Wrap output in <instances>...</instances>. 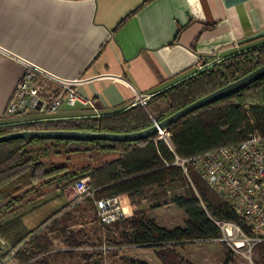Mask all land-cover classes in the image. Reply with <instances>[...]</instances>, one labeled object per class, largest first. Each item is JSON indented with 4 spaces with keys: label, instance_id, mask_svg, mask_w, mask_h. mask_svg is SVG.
<instances>
[{
    "label": "trees",
    "instance_id": "trees-1",
    "mask_svg": "<svg viewBox=\"0 0 264 264\" xmlns=\"http://www.w3.org/2000/svg\"><path fill=\"white\" fill-rule=\"evenodd\" d=\"M263 64L264 42L231 54L153 94L146 106L137 104L99 116L19 119L25 109L7 113L8 120L0 122V136L38 129L141 130ZM39 79L35 73V82ZM167 131L170 145L159 138V134L136 141L17 138L1 142L0 238L7 246L6 252L0 251L2 260L13 256L20 264H48L44 259H50L52 253L46 229L57 230L68 250L88 246L82 228L73 230L67 224L61 225L60 218L70 215L65 211L71 201L33 229H29L23 220L29 210L22 209L27 202L35 200L33 198L45 195L46 188L55 187L64 195L65 188L89 177L94 192L85 200L94 205L95 199L117 196L125 208V215L111 224L97 221L102 231L99 244L104 243L107 248L100 246L101 250L82 256L85 263L96 264L113 248L117 252L118 248L126 246H150L157 248L156 255L162 264H193L185 261L176 248L189 242L219 240L226 248L224 263L231 264L233 250L222 240L223 232L215 220L234 221L242 226L244 222L198 172L188 168L187 175L173 162L175 154L194 156L211 148L242 141L249 133H257L264 138V76L235 94L191 112L172 123ZM82 153H87L89 158L94 153H114L116 157L97 166L71 167L66 163L49 162L53 155ZM142 198L149 199V207L141 204ZM131 204L135 208L128 212L127 206ZM170 204L184 212L183 225L166 228L148 214L149 209ZM34 209L36 207L30 211ZM19 210L22 212L17 213ZM254 256V264H264V242L254 248ZM129 262L150 264L145 260L130 259Z\"/></svg>",
    "mask_w": 264,
    "mask_h": 264
},
{
    "label": "crops",
    "instance_id": "crops-1",
    "mask_svg": "<svg viewBox=\"0 0 264 264\" xmlns=\"http://www.w3.org/2000/svg\"><path fill=\"white\" fill-rule=\"evenodd\" d=\"M263 42L264 0H0V122L27 66L46 102L65 81L87 103L19 119L99 116Z\"/></svg>",
    "mask_w": 264,
    "mask_h": 264
},
{
    "label": "built area",
    "instance_id": "built-area-1",
    "mask_svg": "<svg viewBox=\"0 0 264 264\" xmlns=\"http://www.w3.org/2000/svg\"><path fill=\"white\" fill-rule=\"evenodd\" d=\"M36 72L31 66L26 67L6 113L14 114L27 108L41 109L46 103L47 110L55 113L63 102L69 106L87 103L72 88L73 83L65 81H59L62 88L46 102L35 82ZM151 96L139 94L130 107L137 104L146 106ZM159 138L170 145L167 129L159 132ZM173 164L180 166L187 175L188 168L194 169L228 202L245 227L234 221L216 219L223 232L222 239L232 242L234 250L254 262V248L264 242V138L257 133H249L242 141L211 148L194 156L175 154ZM72 189L79 201L94 192L89 177L77 180ZM94 207L100 224L114 223L125 215V208L117 196L95 199Z\"/></svg>",
    "mask_w": 264,
    "mask_h": 264
},
{
    "label": "rangeland",
    "instance_id": "rangeland-1",
    "mask_svg": "<svg viewBox=\"0 0 264 264\" xmlns=\"http://www.w3.org/2000/svg\"><path fill=\"white\" fill-rule=\"evenodd\" d=\"M116 157L114 153H94L93 157L89 158L87 153H82L80 155L68 156L63 155H53L49 162L54 164H68L71 167L84 166L89 164L91 166H97L105 161L113 159ZM48 161V160H47ZM66 194L72 196L71 205L66 209L65 214L69 213L70 215L63 218L61 217V225H69L73 230L83 229L85 232V240L88 241V246L85 248L76 247L73 250H68L62 242L61 237L57 234V230H45L46 234L49 237L50 249H51V258L47 257L44 260H47L48 264H87L83 261L82 256L85 254H91L94 250L99 251V247L106 249V244L101 241V229L98 228L96 212L94 205L89 201L83 200L79 201L74 194L72 185L68 186L66 189ZM77 201H76V199ZM35 200L27 202L23 210H29L25 216V225L33 229L36 225L41 223L48 216L58 211L64 207L68 201L65 196L60 193V190L52 187L46 188L45 198L40 199L39 201L36 198ZM70 202V201H69ZM36 204H40L36 206ZM141 204L143 206H148L149 199L142 198ZM34 210L30 211L32 208ZM133 205L127 206L128 212L133 210ZM22 210H19L17 213H21ZM64 214V213H63ZM148 214L151 217H154L157 223L166 228H173L175 226H181L184 224L185 214L179 209L176 205L170 204L168 206H163L155 209H149ZM13 214L8 215L3 218L6 220L11 217ZM100 237V238H99ZM103 238V237H102ZM83 240V237H82ZM226 242L227 246L233 250L232 258L233 261L231 264H254L241 253L237 252L232 248V242L222 239ZM116 248H113L110 253L105 254L102 260L96 262V264H131L130 259L134 260H145L150 264H162L159 258L156 255L157 248L150 246H129L121 247L115 252ZM177 251L183 256V259L187 262L193 264H225L226 248L224 244L219 240L209 241V242H189L185 243L183 247H177ZM0 251L4 253L7 251L6 242L0 238ZM116 253V254H114ZM255 256L253 255V261ZM128 259V260H125ZM0 264H20L17 258L11 256L9 259L3 261L0 257ZM94 264V263H91Z\"/></svg>",
    "mask_w": 264,
    "mask_h": 264
},
{
    "label": "water",
    "instance_id": "water-1",
    "mask_svg": "<svg viewBox=\"0 0 264 264\" xmlns=\"http://www.w3.org/2000/svg\"><path fill=\"white\" fill-rule=\"evenodd\" d=\"M264 76V64L248 72L247 74L225 84L222 87L196 99L181 109L175 111L161 121H154L153 125L131 132H108V131H86L71 129H38L20 130L9 132L0 136V143L17 138H42V139H62L74 141H136L159 134L161 130L167 129L172 123L185 117L191 112L200 109L217 100L235 94L248 86L253 81Z\"/></svg>",
    "mask_w": 264,
    "mask_h": 264
}]
</instances>
